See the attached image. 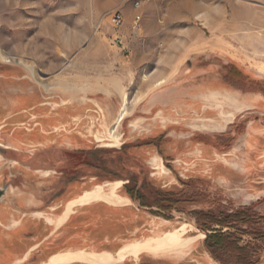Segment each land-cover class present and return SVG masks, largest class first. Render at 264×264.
Listing matches in <instances>:
<instances>
[{
    "label": "rangeland",
    "instance_id": "374dc122",
    "mask_svg": "<svg viewBox=\"0 0 264 264\" xmlns=\"http://www.w3.org/2000/svg\"><path fill=\"white\" fill-rule=\"evenodd\" d=\"M114 12L124 17L119 45L112 38L115 29L110 16ZM181 40L186 44L201 43L207 48L201 54L193 52L190 67L184 68L191 72L188 87L193 94L200 91L206 94L203 101L207 114L195 109L198 104L193 99L192 113L188 115H141V110H135L140 99L136 95L147 86L151 88L152 84L166 80L176 54L173 45ZM11 74L27 79H7ZM29 87L50 94L48 102L53 112L61 105L75 104L81 105L80 111L70 114L88 110L85 115L92 127L89 136L92 142L109 134L121 107L124 112L122 104L126 96L129 113L117 129L124 143L119 148L103 147L102 141L85 145L70 125L55 129L54 116L42 118L40 112L28 111L21 104L14 115L0 117V122L6 124L0 128V144L8 143L31 152L58 147L63 153L56 173L47 177L32 174L25 170L28 166L17 162H3L0 157V189L24 182L20 181L23 175L36 187L27 185L26 191L41 196L53 192L52 185L62 177L59 172L75 164L84 179L74 180L98 176L96 183L122 181L125 183L120 193L131 199L124 189L128 173L122 165L138 174L140 184L144 168L150 173L148 156L159 155L174 181V185L161 189L182 191L186 193L182 195L186 201L180 205L181 212L173 210L165 213L167 219L159 217L172 223L161 221L160 238L144 241L141 251L166 250L155 246L166 233L182 224L198 229L192 211L216 210L219 206L238 209L239 200L233 198L232 188L224 190L205 180L189 178L200 174L196 172L200 167L195 165L200 154L189 156L188 152L197 150L189 145L198 143L226 152L244 137L249 123L256 121L264 127V106L238 116L233 111L237 96L253 93L264 96V0H0V91L10 101L19 99L20 92ZM172 160L174 163L167 162ZM203 168L201 174L207 175L210 167ZM14 173L19 175L14 177ZM180 179L192 181L191 187L182 185ZM65 192L69 191L53 198ZM192 194H198L194 203ZM43 200L48 201L49 196ZM141 207L153 216L152 211H158L155 205ZM195 233L198 232L185 236ZM176 258L171 264H220L211 255H176ZM259 264H264V245Z\"/></svg>",
    "mask_w": 264,
    "mask_h": 264
},
{
    "label": "crops",
    "instance_id": "0c3cea01",
    "mask_svg": "<svg viewBox=\"0 0 264 264\" xmlns=\"http://www.w3.org/2000/svg\"><path fill=\"white\" fill-rule=\"evenodd\" d=\"M206 49L204 44H186L182 40L173 45L172 51L176 54L166 80L160 84H158L160 81L152 84L151 88L147 86L141 93L137 94L135 98L140 97V99L136 102L135 110H141V115H168L173 117L188 115L192 113L191 101L195 99L197 100L196 104H198L195 109L199 110L200 114L202 112L207 114L206 102L203 101L207 99L206 94L202 95V91L193 94L188 87L191 81V72H188L187 69L184 70V68L190 67L189 60L193 52L201 54ZM6 78L15 81L27 79L25 76L16 74H11ZM20 93L19 99L14 98L9 101L0 91V117L14 115L21 104H25V108H29L28 111H38L42 118L55 117V129L70 125L71 130L78 134L81 142L85 145L89 144L87 140L83 139L84 135L90 136L92 131V127H89L90 122L86 120L89 117L85 115L88 110L78 112L75 114L76 116L73 113L70 114V111L74 112L77 109L80 111L81 105L75 104L70 107L61 105L58 111L53 112L54 108L49 107L51 106V103L48 102L50 94L47 91L42 89L37 91L35 88L29 87ZM260 106H264L263 95L246 94L241 95V97L237 96V103L234 105L233 111L238 116L242 112L257 109ZM128 113H125L120 119L117 117L114 126L117 135H119L117 132L118 125ZM0 123V128L6 125L5 122ZM41 130L44 133L43 127ZM1 145L31 155L50 150L57 152V156L51 160L53 162L50 166L51 169L25 168L32 174L41 173L42 177L49 176H45V173H56L57 163L61 160L60 156L63 153L58 147L43 148L31 152L8 143ZM189 146L194 149L198 148L189 151V156H195V153L200 154L195 163L200 169L196 172L200 174L204 172V165L210 167V171L208 169L206 171L207 175L201 174L199 176L198 173L199 175L190 176V179L205 180L224 190L232 188L233 198L239 200L236 205L237 208L256 206L254 211L264 215V127L256 121L249 123L244 137L235 141L226 152L213 150V147L206 143ZM185 147L188 148L187 145H184ZM154 158H159V156L154 154L148 156L150 161ZM167 162L174 163L173 160ZM59 173L62 175L61 180L56 181L51 188L54 193H42L41 196L40 194L32 195L31 192L26 191L27 185L36 188L35 185L29 184L21 175L20 181L24 180V182L10 188L9 193L0 200V264H49L51 260L59 257L69 259L56 264H171L176 255H210L203 239L200 244L193 242L184 245L183 243V245L173 249L143 250L136 254L137 257L135 254H128L123 260L117 261L118 253L134 243L160 238L161 221L165 224L172 223L170 220L149 214L148 210L142 208L136 200H131L126 196H122V202L119 203L93 201L77 204L68 214L69 217L66 216L58 225L56 222L64 215L66 208L51 217L53 222L31 217L21 219L13 216L6 218L3 211L5 204H9L25 215L41 213L49 209L56 200L66 196L73 197L91 179L86 181L74 180L77 178L84 179V176L79 175L75 164L63 168ZM16 175L19 173H14V177ZM97 177L92 178L96 179ZM153 181L160 188L174 185L171 177H153ZM63 191L69 192H65L58 198H53ZM46 196H49L48 201L43 200ZM148 222H151V225ZM194 231L198 233L185 236L183 240L189 242L195 240V236L198 237L202 234L196 228ZM84 254L88 257L85 258ZM73 258L77 259L73 260ZM108 258L110 261L104 262Z\"/></svg>",
    "mask_w": 264,
    "mask_h": 264
},
{
    "label": "trees",
    "instance_id": "16d2710c",
    "mask_svg": "<svg viewBox=\"0 0 264 264\" xmlns=\"http://www.w3.org/2000/svg\"><path fill=\"white\" fill-rule=\"evenodd\" d=\"M108 167H105L106 170ZM128 173L124 189L132 200H138L141 206L155 205V216L167 219L166 212L180 211L184 203V192L164 191L154 187L148 169L144 168L140 184L137 173L126 168ZM110 173V172H108ZM140 174L142 172L140 171ZM182 185L191 187L192 181H182ZM198 194L191 195L194 203ZM149 203V204H148ZM196 226L206 234L204 244L209 254L220 264H259L264 245V215L256 213L252 206L228 210L219 206L216 210L192 211ZM223 230H226L223 232ZM243 238L247 239L244 240Z\"/></svg>",
    "mask_w": 264,
    "mask_h": 264
},
{
    "label": "bare ground",
    "instance_id": "6f19581e",
    "mask_svg": "<svg viewBox=\"0 0 264 264\" xmlns=\"http://www.w3.org/2000/svg\"><path fill=\"white\" fill-rule=\"evenodd\" d=\"M5 62H7V61H5ZM28 70L33 75L35 74V71L32 68H28ZM106 84L108 85V81ZM112 88H110V90ZM117 91H119V89ZM120 93H121V91H120ZM125 99H126V96L123 97V104H122V106L125 105L124 106V112H123V109L121 107V112H120L119 116H117L119 119L123 117V115L126 113V110H127ZM116 121H117V118H116ZM116 121H115L114 125L112 126L109 134H106L103 138H99L98 140L94 139V142H101L102 141L103 147L119 148L120 146H122L123 145V142L121 140L122 135L121 134L117 135L116 129L114 127L116 124ZM83 139L85 141L87 140L89 142V144L94 143V142L89 140V136L84 135ZM157 159L158 158H154L151 161L149 159H147V163H148L149 168H150V177H151L152 181H153V177L161 178V177H164V175H165L163 165H162V163L159 162V160L157 161ZM44 175L47 176V175H49V173H45ZM122 184H123V182H121V181L113 182V183H96V179L91 178L88 180V182L85 185H83L80 188L79 192H77L73 197L66 196L64 198L56 200L49 207V209H47L44 212L32 214V215H25V214L19 212L18 210L12 208L9 204L4 205L3 211H4L6 218L7 217L12 218L13 216H16V217L21 218V219L31 217V218L38 219V220L43 219L44 221L53 222L51 217L59 214L64 208H66L64 215L62 217H60L58 219V221L56 222V224L58 225L66 218V216H68V214L72 211V208L77 204L90 203L93 201H101V202H108V203H119L120 201L122 202V196L123 195L120 193V189H121ZM192 232H194V229H192L191 227L185 226V225H180V227H178L174 231L166 233L165 236H163L159 242H156L155 243L156 249H173V248H176L178 246L183 245V243H184V245L190 244L193 242L195 244H200L202 242L201 236H198V237L195 236L196 239L191 240L189 242H187V241L185 242L183 240L186 234L192 233ZM143 242H136L133 245L123 249L121 252L118 253L117 261L123 260L128 254H132V255L135 254L136 255L137 253H139L142 250V248L144 247L142 245ZM75 255H77V254H75ZM87 257L88 256H86L85 258H87ZM135 257H137V255ZM71 258H72V256H71ZM68 259L69 258H64V257L55 258V259L51 260L49 264H56L58 262L65 261ZM75 259H77V258H73V260H75ZM100 261H102V260L100 259ZM109 261H110V258L104 260V262H109Z\"/></svg>",
    "mask_w": 264,
    "mask_h": 264
},
{
    "label": "water",
    "instance_id": "95a60500",
    "mask_svg": "<svg viewBox=\"0 0 264 264\" xmlns=\"http://www.w3.org/2000/svg\"><path fill=\"white\" fill-rule=\"evenodd\" d=\"M57 156V152L50 150L47 152L37 153L34 155L19 152L0 144V157L3 162H17L23 166H28L31 169L49 170L52 167V161ZM9 193V186L6 185L4 189H0V200Z\"/></svg>",
    "mask_w": 264,
    "mask_h": 264
},
{
    "label": "built area",
    "instance_id": "2783aa9c",
    "mask_svg": "<svg viewBox=\"0 0 264 264\" xmlns=\"http://www.w3.org/2000/svg\"><path fill=\"white\" fill-rule=\"evenodd\" d=\"M136 6H140L139 2H135ZM136 20H140V16H136ZM110 23L112 27L115 29V33L113 34V43L115 45H119L122 43V38L121 35L119 34V29L123 26L124 24V17L120 12H114L110 16Z\"/></svg>",
    "mask_w": 264,
    "mask_h": 264
},
{
    "label": "flooded vegetation",
    "instance_id": "af4514ba",
    "mask_svg": "<svg viewBox=\"0 0 264 264\" xmlns=\"http://www.w3.org/2000/svg\"><path fill=\"white\" fill-rule=\"evenodd\" d=\"M159 156V155H158ZM159 160V162L160 163H162V165H163V168H164V171H165V175H164V177H166V178H169L170 176L168 175V173L166 172V169H165V166H164V162H163V159L159 156V158L157 159V161ZM172 178V177H171ZM183 225V224H182ZM185 226H189V225H185ZM189 227H191V226H189ZM192 229H194L193 227H191ZM201 237H202V241H203V239H205V235L204 234H201L200 235Z\"/></svg>",
    "mask_w": 264,
    "mask_h": 264
}]
</instances>
